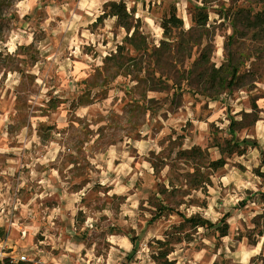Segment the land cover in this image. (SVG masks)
Wrapping results in <instances>:
<instances>
[{
  "label": "rangeland",
  "instance_id": "374dc122",
  "mask_svg": "<svg viewBox=\"0 0 264 264\" xmlns=\"http://www.w3.org/2000/svg\"><path fill=\"white\" fill-rule=\"evenodd\" d=\"M111 3L124 5L120 20ZM171 4L182 26L166 37ZM197 7L207 12L203 27L192 20ZM239 8L264 12V0H0L3 255L106 263L125 236L121 264H152V240L194 214L203 224L175 245V264H264L263 56L260 77L243 79L250 89L217 92L205 72L232 49L246 63L241 74L246 54L264 47L248 29L226 44ZM232 120L245 152L205 169L204 190L190 188L186 151H205L204 165L218 158L212 144L230 137ZM168 174L178 179L174 193Z\"/></svg>",
  "mask_w": 264,
  "mask_h": 264
},
{
  "label": "trees",
  "instance_id": "16d2710c",
  "mask_svg": "<svg viewBox=\"0 0 264 264\" xmlns=\"http://www.w3.org/2000/svg\"><path fill=\"white\" fill-rule=\"evenodd\" d=\"M111 7L114 8L113 15L117 16V19L120 20V12L125 13L124 5L121 6V9H118L119 6L116 3H111ZM110 7V8H111ZM192 20L197 27H203L207 21V12L204 7H197L196 12L192 17ZM232 27V33L227 36L226 44L231 45L236 37H245L247 34V29L250 30L252 38L256 40H261L264 37V12L261 9L256 10L254 13L251 12L250 8H239L233 12L232 17L229 21ZM242 23V29H239L238 24ZM182 21L176 14V9L173 4L164 8L162 17H161V27L163 29L164 35L171 36L172 29L181 27ZM263 56L261 60V65L264 62V47L260 44L252 53L246 54L245 61H249V66L246 67L243 72L240 74V67L242 65L246 66V63L240 58L235 57V52L232 49L226 50V58L221 64L217 67L213 65L207 67L205 72L208 70V82L211 85L217 87V92L220 88L226 87L230 89L232 86L248 87L251 85L254 87L253 83L243 82V79L246 77L252 78L251 82L255 81V75L257 78L260 77L259 69L261 65H257V60ZM207 57L205 53L201 52L197 62L205 63ZM253 115L256 104L253 99H251ZM257 118L256 115H253V120ZM239 121L232 120L229 124L230 137L222 138L220 141L215 140L212 144L213 147L218 149L220 156L216 159H207L206 165L201 163V159H205V151H202L199 147H191L186 151V154L192 156L194 159L193 167L190 173H186L183 179L186 181L187 186L192 189L202 188L204 190L207 184H210V179L208 173L205 172V169L216 170L222 167L226 163V158L232 154L241 155L245 152L246 146H241L238 138L234 137L233 133L235 131V126L238 125ZM244 125H241L243 127ZM244 141V140H242ZM262 165L264 166V160H262ZM153 171L156 173L159 170V167L156 163H152ZM260 176L264 177V171L258 172ZM177 176L168 174V186L170 187L169 193H174L179 184L177 183ZM160 189V188H159ZM165 192L160 189V193ZM153 216L151 220H153ZM203 221L197 218L196 215L192 214L189 217H183L178 223H172L168 229L163 233L162 238H157L152 240L150 258L152 264H175V259H170L169 254L174 251L176 244L186 241L188 231L187 228H195L201 226ZM218 228L221 231L220 235H225L227 230V223H223ZM259 235L264 236V227L262 231H259ZM0 264H30L24 261L11 262L8 257H3L0 259Z\"/></svg>",
  "mask_w": 264,
  "mask_h": 264
},
{
  "label": "crops",
  "instance_id": "0c3cea01",
  "mask_svg": "<svg viewBox=\"0 0 264 264\" xmlns=\"http://www.w3.org/2000/svg\"><path fill=\"white\" fill-rule=\"evenodd\" d=\"M113 244L115 246V249L119 252L118 254H116L114 251H109L107 254L108 255V258H107L108 261L107 262L108 263L107 262L104 263L103 259L101 260V256H97L99 258L95 257L97 259V261L93 260L92 264H121L122 258L124 257L123 255H125L130 250V247H131L130 241H128L124 236L123 238L117 239V241H115V243H113ZM23 252H25V251H21L20 253H23ZM11 253H13V252L11 251ZM20 253H17V254H20ZM47 259L58 260V261H61L65 264H67L66 262L62 261L61 259H54V258H47ZM109 260H111L112 262H110ZM129 264H141V262H132V263L129 262Z\"/></svg>",
  "mask_w": 264,
  "mask_h": 264
},
{
  "label": "built area",
  "instance_id": "2783aa9c",
  "mask_svg": "<svg viewBox=\"0 0 264 264\" xmlns=\"http://www.w3.org/2000/svg\"><path fill=\"white\" fill-rule=\"evenodd\" d=\"M3 254L5 253L0 252V259H2L3 257H8L11 262L24 261L30 264H65L58 260L36 257V255H30L26 252L20 254H14V253H8L6 255Z\"/></svg>",
  "mask_w": 264,
  "mask_h": 264
},
{
  "label": "bare ground",
  "instance_id": "6f19581e",
  "mask_svg": "<svg viewBox=\"0 0 264 264\" xmlns=\"http://www.w3.org/2000/svg\"><path fill=\"white\" fill-rule=\"evenodd\" d=\"M258 248H259V244H256L255 246H253L251 252H249V253H256L257 250H258ZM249 253H245V257H247L248 255H250Z\"/></svg>",
  "mask_w": 264,
  "mask_h": 264
}]
</instances>
